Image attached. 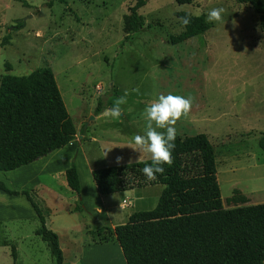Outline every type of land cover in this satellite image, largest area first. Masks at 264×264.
Masks as SVG:
<instances>
[{
  "label": "rangeland",
  "instance_id": "1",
  "mask_svg": "<svg viewBox=\"0 0 264 264\" xmlns=\"http://www.w3.org/2000/svg\"><path fill=\"white\" fill-rule=\"evenodd\" d=\"M135 1L0 0V77L50 67L76 127L65 148L18 171L0 170L7 187L32 190L43 208L52 209L47 208L46 226L59 236L62 264H71L72 247L90 230L123 223L131 212L156 204L161 184L131 189L127 196L101 195L91 170L150 158L125 145L146 132L144 110L160 94L194 97L189 115L175 125L177 135L207 134L224 207L232 206L226 197L232 195L233 181L236 188H260L256 197L264 199V158L258 145L264 132V36L258 15L249 4L235 0H145L137 10L143 25L129 32V8ZM212 8L224 9L221 21L208 22ZM178 10L204 15L207 30L171 44L169 36L183 29ZM5 36L9 41L2 44ZM125 90L129 95L121 116L106 115ZM117 157L122 161L117 163ZM72 163L79 174V192L67 186L63 174ZM47 164L48 170L39 172ZM34 177L51 193L31 184L19 188L22 178ZM75 204L79 211L73 210ZM67 207L75 213L61 215ZM11 211L0 208V215ZM13 211L24 214L18 208ZM2 223L0 264H55L46 242L35 234V215ZM69 223L71 228L64 225ZM98 238L89 235L84 242ZM10 245L16 249L15 262Z\"/></svg>",
  "mask_w": 264,
  "mask_h": 264
},
{
  "label": "trees",
  "instance_id": "2",
  "mask_svg": "<svg viewBox=\"0 0 264 264\" xmlns=\"http://www.w3.org/2000/svg\"><path fill=\"white\" fill-rule=\"evenodd\" d=\"M235 1L252 7L264 36V0ZM144 4L145 0H136L129 8V32H136L143 25L137 10ZM175 15L190 16L191 23L182 24L179 33L169 36L171 44L202 34L208 28L202 14L178 10ZM8 41L9 36H5L1 43ZM6 67L11 69L10 64ZM100 111L97 106L96 113ZM75 134L76 127L50 67L34 69L26 75L5 73L0 77L1 171L13 170L65 148ZM258 145L264 158V132ZM172 155L171 166L163 165L165 172L157 174L154 181H148L142 172L145 164L151 163L150 158L91 170L101 195L162 185L154 207L133 211L125 222L113 227L90 230L92 238L99 237L96 243H118L126 264H264V202L246 203L247 198L234 189L226 201L232 206H223L214 147L207 134L177 135ZM65 178L68 186L79 192L74 163L65 169ZM0 189L26 197L39 221L35 234L46 242L55 264H62L58 234L46 226L47 210L33 191L11 189L2 180ZM73 210L79 211L80 206L75 204ZM10 249L15 262L14 245Z\"/></svg>",
  "mask_w": 264,
  "mask_h": 264
},
{
  "label": "clouds",
  "instance_id": "3",
  "mask_svg": "<svg viewBox=\"0 0 264 264\" xmlns=\"http://www.w3.org/2000/svg\"><path fill=\"white\" fill-rule=\"evenodd\" d=\"M223 12V8H212L207 13L208 22L221 21ZM179 19L184 26L191 23L190 16L186 15ZM132 91L138 92L139 89H133ZM128 95V91L125 90L123 96L117 97L113 106L106 111V115L112 118H119L123 111L122 105L127 103ZM193 103L194 97L190 95L185 97L169 93L167 95L160 94L155 102L146 106L144 110L147 121L146 132L144 134H136L133 138V144L125 146L131 147L140 154L146 153L150 155L151 163H146L142 169L148 181L156 180L157 174L165 172L163 165L171 166L173 163L172 153L177 137L175 125L182 117L189 115ZM157 129H164L165 131H158ZM122 159V157H117V163L121 162Z\"/></svg>",
  "mask_w": 264,
  "mask_h": 264
},
{
  "label": "crops",
  "instance_id": "4",
  "mask_svg": "<svg viewBox=\"0 0 264 264\" xmlns=\"http://www.w3.org/2000/svg\"><path fill=\"white\" fill-rule=\"evenodd\" d=\"M46 156H44V157H46ZM43 158H42V160H43ZM42 160H39V161H42ZM47 166H48V164L39 168V172H45L46 170H48ZM24 167H25V165L20 166L18 168H15L13 170L18 171L20 169H23ZM64 173H65V170H64ZM22 179H23L22 180L23 182L20 184L19 188H24V186H29L31 184L32 186L36 187V189L38 191H45L47 193L48 192L51 193V190H48V188H50V187H47V185L43 182L41 183V180H40L41 178L39 179V178L34 177V178H22ZM235 183H237V182H234V181L232 182V186H231V188H233L231 191L232 194L234 192V189H238L240 191V193L243 194L247 198L248 201L246 203L254 204V203H260V201L264 200V199H260V198L258 199V197H256V193L258 191L257 189H260V188H251L248 186H244L243 188H241V187L236 188V187H234ZM42 184L45 185L44 188H42V186H43ZM66 184H67V182H66ZM67 186H68V184H67ZM80 189H81V185H80ZM71 190L74 191L73 189H71ZM130 191H131V189H129V191H127V190L121 191L122 192L121 194H122V196H127ZM220 192H221V186H220ZM19 195L21 196L22 194H19ZM19 195H10V194H8V193H6L0 189V204H1L0 208H7V207L12 208L11 214H8L6 212V214L0 215V222H3L2 224H4V221H9V220L15 221V220H19V219H24V217H26V215L31 216V217H33V215H35V217H37L33 207L29 203V201L23 195L22 196L24 198L23 197L19 198ZM158 196H159V194H158ZM230 196H228V197H230ZM228 197H226V199ZM124 199L125 198H123V200ZM221 199H222V196H221ZM222 203H223V200H222ZM223 206H224V204H223ZM15 208L21 209L24 214L15 213V211H13V209H15ZM47 208L51 211V213H53V211H52V209H50V207L47 206ZM47 208H45V209L47 210V213H48ZM75 212L70 211V207H67V209H61V211H59V213L61 215H62V213L63 214L64 213L72 214ZM46 220H45V224L47 225ZM65 221L69 222L70 220H65ZM70 224L71 223H69V225H67V224H64V225L69 226L68 228H71ZM50 229L55 231L54 228H50ZM89 235H91V233L89 234V232H88V234H86L85 237L80 238V240L77 242V246L72 247L71 260H70L71 264H126L125 259H124L123 254H122V251H121V248L118 245V243H116V242L96 243L93 241L90 243L84 242V239ZM58 238H59V236H58ZM3 245H5V243ZM62 253H63V257H64V252H62Z\"/></svg>",
  "mask_w": 264,
  "mask_h": 264
}]
</instances>
